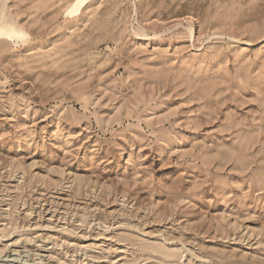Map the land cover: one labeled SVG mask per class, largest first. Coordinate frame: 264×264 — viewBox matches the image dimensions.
<instances>
[{
    "label": "rangeland",
    "instance_id": "rangeland-1",
    "mask_svg": "<svg viewBox=\"0 0 264 264\" xmlns=\"http://www.w3.org/2000/svg\"><path fill=\"white\" fill-rule=\"evenodd\" d=\"M0 264H264V0H0Z\"/></svg>",
    "mask_w": 264,
    "mask_h": 264
}]
</instances>
